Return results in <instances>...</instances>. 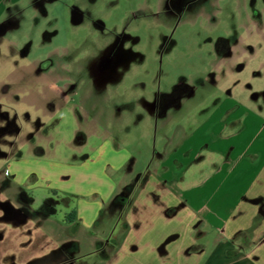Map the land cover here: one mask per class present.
I'll list each match as a JSON object with an SVG mask.
<instances>
[{"label": "crops", "instance_id": "crops-1", "mask_svg": "<svg viewBox=\"0 0 264 264\" xmlns=\"http://www.w3.org/2000/svg\"><path fill=\"white\" fill-rule=\"evenodd\" d=\"M24 1L0 0V26ZM186 85L185 99L199 92ZM229 98L202 125L173 116L185 99L159 119L149 110L165 145L150 167L112 135L69 162L24 140L34 157L3 154L0 264H264V108ZM35 191L62 195L65 213Z\"/></svg>", "mask_w": 264, "mask_h": 264}, {"label": "rangeland", "instance_id": "rangeland-1", "mask_svg": "<svg viewBox=\"0 0 264 264\" xmlns=\"http://www.w3.org/2000/svg\"><path fill=\"white\" fill-rule=\"evenodd\" d=\"M158 3V0H39V3L25 0L18 10L9 13L6 21L11 24L0 37V173L7 164L3 154L14 152L18 157H34L22 147V141L37 128L35 122L41 115L28 99L33 102V97L44 95L36 90L32 95L30 90L46 88L44 82L31 77L37 63L46 58L56 60L58 68L65 64L64 68L73 72V81L79 84L81 94L54 119L43 120L42 127L49 131V137L37 139L47 155L42 161L77 160L112 135L116 143L137 157L139 165L150 167L155 151L165 145L160 141L163 135L160 120L150 117L147 103L158 94L172 93L180 84H189L199 92L186 98L190 105L175 111L173 116H198L200 125L211 113L212 103L229 97L239 103L264 107L263 44L254 39L257 33L264 32L260 33L261 25L256 29L249 24L255 19L262 24L264 0H224L218 27L190 14H183L182 18L169 16L158 9ZM75 10L83 15L80 23L74 22ZM99 22L104 29L95 26ZM220 34L245 39L244 45L254 47L256 54L231 62L243 69L232 68L225 75L217 74L215 85L208 74L215 63L213 45ZM107 45L127 53L130 60L124 63L122 76L114 78L119 83L96 84V60ZM6 87L10 88L8 94ZM26 114L30 115V121ZM172 127L169 126L168 132H174ZM79 129L88 135L86 145L83 141L75 143ZM206 134L201 128L200 136ZM48 195L45 191L32 193L33 198H49L47 204L54 205L58 210L56 216L61 217L66 211L63 196L53 192ZM27 196L32 198L31 192Z\"/></svg>", "mask_w": 264, "mask_h": 264}, {"label": "flooded vegetation", "instance_id": "flooded-vegetation-1", "mask_svg": "<svg viewBox=\"0 0 264 264\" xmlns=\"http://www.w3.org/2000/svg\"><path fill=\"white\" fill-rule=\"evenodd\" d=\"M224 0H158V9L163 11L169 16H178L183 17V14H190L200 18L203 22H210L213 23V27H216L217 24L221 21L218 19L219 13H224L223 7H221V2ZM39 3V0H36V3ZM256 18L259 17V14L255 15ZM83 20V15L80 10L74 11V22L80 23ZM260 20L255 19L250 20L249 24L254 25L255 28L258 25H261V32H264V16L262 24H259ZM227 22L225 21L224 24ZM230 24V22H228ZM11 22L6 21L4 25L0 26V33L3 36L7 29L9 28ZM95 26L102 30L104 29V25L102 23H96ZM263 26V27H262ZM218 27V26H217ZM207 28V26H205ZM208 29V28H207ZM257 29V28H256ZM255 40L261 41V45L264 43V34H256L254 37ZM245 39L239 37H227L222 34L218 35L214 43V61L212 63L213 69L208 74L211 78L212 84H217L216 75L222 74L225 75L227 72L237 69H243L240 66L234 65V60L241 59L244 56H254L256 51L254 47L249 45H244ZM246 44V43H245ZM262 45L261 51L264 52V46ZM111 45L106 46V50L101 57H97V70L95 73V80L96 84L100 83H119V79L115 80L114 78L118 76H122L123 74V66L128 60H130V56H126L127 53H121L118 49H109ZM111 50V51H110ZM110 51V52H109ZM128 55V54H127ZM264 55V54H263ZM213 61V62H214ZM65 64H61V68H58V63L56 60L51 58H46L45 60L39 61L36 65V68L32 71L33 74L31 77L32 80L38 82H44L46 88L43 90L39 89H32L30 90L31 94L33 95L34 90L39 93H43V96L33 97V102L28 103L33 104L32 106H36V109L41 113V115L37 116L35 125H37L36 129L26 134L24 141L27 144H31L33 146L34 152H39L38 154H45L44 149L38 143L37 139H45L49 137V131L42 127L44 119H54L56 114L63 110L70 102H72L76 96H80V87L76 81H73V72L71 70H66L64 68ZM52 73V74H51ZM52 76V77H51ZM51 77V78H50ZM101 79V82H100ZM46 81V82H45ZM105 81V82H104ZM116 81V82H114ZM204 84V83H203ZM105 88L107 85H104ZM5 92L8 94L10 93V88L6 87ZM29 92V93H30ZM194 92L193 88L188 87L186 84L178 85L175 90L170 94H158L157 97L148 102V109L150 111L155 110V117L159 119L160 117L165 116L168 108L170 106L180 105L182 100L185 99L187 95ZM258 94L254 96L256 99ZM259 110H262V104L258 106ZM28 121L31 120L30 115L26 114ZM79 121L83 123L82 115L77 116ZM81 129V128H80ZM78 130L76 132L75 143L85 141L86 134Z\"/></svg>", "mask_w": 264, "mask_h": 264}]
</instances>
